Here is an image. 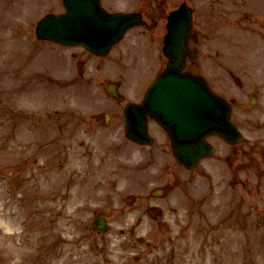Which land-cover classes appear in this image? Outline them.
Segmentation results:
<instances>
[{
  "label": "rangeland",
  "instance_id": "374dc122",
  "mask_svg": "<svg viewBox=\"0 0 264 264\" xmlns=\"http://www.w3.org/2000/svg\"><path fill=\"white\" fill-rule=\"evenodd\" d=\"M234 5L247 15L237 20ZM196 9L199 70L234 99L233 119L257 145L239 167L217 137L196 171L174 161L154 122L153 145L126 138L123 107L163 67L165 28L154 41L135 27L97 57L37 40L36 22L62 11L61 0H0V264H264V16L244 20L264 14V0ZM109 81L121 82L125 102L109 97ZM100 213L105 234L91 224Z\"/></svg>",
  "mask_w": 264,
  "mask_h": 264
},
{
  "label": "water",
  "instance_id": "95a60500",
  "mask_svg": "<svg viewBox=\"0 0 264 264\" xmlns=\"http://www.w3.org/2000/svg\"><path fill=\"white\" fill-rule=\"evenodd\" d=\"M182 16L183 13H180L173 19L165 47V51L170 57L169 69L175 71H179L184 65V57L189 53L186 41L190 33L186 37V41H183V34L181 35L182 41L179 40L178 36V24ZM74 18V13L47 17L39 25L38 34L41 37L54 38L64 43L85 42L93 51L106 53L110 44L118 39L123 30L121 29L122 15L120 14L108 16L107 19L103 15H99V19L91 21V25L89 26L80 25L78 20L75 22ZM84 30H89L90 36L86 37L85 33H83ZM93 31L95 32L92 33ZM187 84H190V82ZM196 88L197 90H191L189 87H186L184 93L171 95L172 107L175 108L179 115L178 120L175 122L178 124L176 127L175 123L174 125L168 124L161 120L172 136L176 155L180 159L183 158L189 164H192V166H194L200 156L208 152L206 148L209 146H207L203 137L205 131L218 132L227 140L233 142L240 139V134L234 127L232 128L228 117L223 119L225 121L215 119V116L224 113L219 108L220 102L218 99L204 89V87L196 86ZM110 91L116 94L115 89H111ZM125 112L127 116V133L133 138L144 137L146 120L144 105L138 108L128 105ZM159 113L163 112L159 111ZM145 140H148V138H145ZM94 226L98 231L103 232L107 225L105 219L99 217L95 219Z\"/></svg>",
  "mask_w": 264,
  "mask_h": 264
},
{
  "label": "flooded vegetation",
  "instance_id": "af4514ba",
  "mask_svg": "<svg viewBox=\"0 0 264 264\" xmlns=\"http://www.w3.org/2000/svg\"><path fill=\"white\" fill-rule=\"evenodd\" d=\"M169 2L170 0H142L139 6V9L144 15H147L149 23L151 24L153 28H155L156 26L160 24V22H162V19L164 18V15H165L164 11ZM233 13L235 15V18H237V20H240L242 16L246 15V13H242V10L239 9L237 6L234 7ZM225 18H226L225 20H228V21H230L232 18V9H231L230 1H227V4H226ZM253 19L258 20V18L256 17H254ZM192 70L198 72V70L195 68ZM246 143L247 142H245L243 145H240L239 147H235L234 157L231 161V165H233V163L238 160H242L238 162V167L240 165L245 164L246 154H247L248 149H250L254 153L258 152L257 145H253V142L248 143V144ZM229 156L230 155H228V158L230 159Z\"/></svg>",
  "mask_w": 264,
  "mask_h": 264
}]
</instances>
